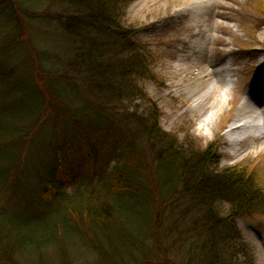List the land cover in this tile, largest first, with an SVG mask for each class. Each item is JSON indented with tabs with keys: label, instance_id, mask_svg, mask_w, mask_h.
<instances>
[{
	"label": "trees",
	"instance_id": "16d2710c",
	"mask_svg": "<svg viewBox=\"0 0 264 264\" xmlns=\"http://www.w3.org/2000/svg\"><path fill=\"white\" fill-rule=\"evenodd\" d=\"M131 2L0 0V57L19 46L28 54L9 68L0 61V110L12 119H0V149L9 152L18 127L34 126L44 111L53 166L37 180L47 202L60 199L56 217L36 231L3 224L0 249L35 240L39 250L60 248L63 264L73 244L86 249L90 264H253L236 220L264 214V183L243 166L219 169L211 145H179L161 130L156 107L141 109L146 99L135 80L149 76L150 61L123 24ZM44 4L62 16L73 43L64 72L73 87L45 71L30 47L23 19ZM18 104L26 108L9 109ZM0 165L5 173V160ZM69 181L67 197L61 191Z\"/></svg>",
	"mask_w": 264,
	"mask_h": 264
},
{
	"label": "rangeland",
	"instance_id": "374dc122",
	"mask_svg": "<svg viewBox=\"0 0 264 264\" xmlns=\"http://www.w3.org/2000/svg\"><path fill=\"white\" fill-rule=\"evenodd\" d=\"M154 1L160 2L132 0L123 19L124 27L132 33L135 45L144 48L150 61L149 76L135 80V86L142 90L146 99L141 102V109L156 107L161 130L170 137L174 136L179 145H191L197 150L211 145L216 148L219 169L243 166L251 169L264 183V140L257 138L260 132H252L251 136L256 138L254 141L250 137L234 146L226 139L225 132L246 93L256 80L264 78V0H219V3L199 12L197 5H194L184 16L177 17L173 9L179 2ZM44 11L46 15L42 14ZM54 12V8L48 9L44 4L23 19L24 26L33 54L41 61L45 71L52 72L51 76L69 80L73 87V77L64 73L69 72L65 66L72 57L69 52L73 43L61 27L62 16L53 15ZM195 13L200 14L196 19L200 23L197 29L189 25ZM15 39L18 41V33ZM17 48L20 50H12L10 55H1L0 61L5 62L7 68L11 66L9 63L20 64L28 58L23 46ZM192 51L195 54L185 61L186 55ZM211 62L217 64V69L222 65L229 68L231 93L228 95V105L224 106L223 113L210 129L202 127L201 119L193 108L194 100L205 87L202 90L197 87L198 94L193 97L184 93L183 87L195 81L201 68ZM176 67L182 69L177 76L174 75ZM207 102H211V99ZM22 106L12 105L9 109L17 113L21 108H26ZM27 112L29 109L23 115ZM0 115L2 121H12L8 110L1 109ZM46 117L48 115H44L43 111L34 126H25L22 130L18 127L9 140L13 148H8L9 152L0 149V160H5L7 164L5 173L0 165V173H4L3 187L0 186L1 228L5 223H17L22 231H36V227H43L56 217L54 210L60 202L58 195H53L57 197H54L57 200H53V203L47 202L48 199L41 195L44 187L37 180L40 176L47 178L52 174L53 154L48 143H53V132L48 122L42 129L40 127ZM29 137L32 138L27 141ZM148 147L146 144L143 149L146 156L151 157ZM53 174L57 176V173ZM61 192L65 193L64 196H70L73 182L64 184ZM223 208L227 209L228 205L224 203ZM4 214L7 217L1 216ZM236 226L251 250L253 264H264V214L238 218ZM70 242L73 244V239ZM24 246L17 248L7 244L6 249H0V264H63L59 260L60 248L58 251L55 247L39 250L35 247V240H29ZM85 252L83 246L73 244L69 247V264H90L92 259L84 258Z\"/></svg>",
	"mask_w": 264,
	"mask_h": 264
},
{
	"label": "bare ground",
	"instance_id": "6f19581e",
	"mask_svg": "<svg viewBox=\"0 0 264 264\" xmlns=\"http://www.w3.org/2000/svg\"><path fill=\"white\" fill-rule=\"evenodd\" d=\"M162 0H160L161 2ZM154 1V3H160ZM179 2L178 6L173 9V14L177 16H184L186 11L190 10L192 6L197 5V12L202 9L209 8L215 3H219V0H174ZM142 3H140L141 5ZM200 16L199 13H195L190 20V28L200 27V23L196 21ZM203 21V20H202ZM222 25V24H219ZM198 52H200L198 50ZM192 51L187 56L194 55ZM217 64L211 62L204 65L199 75L195 76V81H191L183 87V92L189 97L197 95V87L203 93L196 98L193 102V108L198 113L201 119L202 127H213L219 116L224 111V106L228 105V95L231 93L228 67L222 65L220 68H216ZM182 71L178 67L174 68V75L177 76ZM210 82V84L208 83ZM206 86H209L206 88ZM264 89V80L260 79L252 85L250 91L246 93L245 98L239 103L231 123L226 131V139L232 146L237 145L238 142L250 139L254 141L255 136H251L252 132H260L257 138L261 141L264 140V93L261 90ZM211 99V102H207ZM256 139V138H255ZM234 151V150H233Z\"/></svg>",
	"mask_w": 264,
	"mask_h": 264
}]
</instances>
